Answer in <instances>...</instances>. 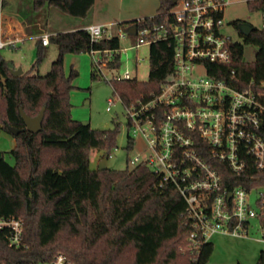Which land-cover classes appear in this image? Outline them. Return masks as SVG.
I'll list each match as a JSON object with an SVG mask.
<instances>
[{
	"label": "trees",
	"instance_id": "obj_1",
	"mask_svg": "<svg viewBox=\"0 0 264 264\" xmlns=\"http://www.w3.org/2000/svg\"><path fill=\"white\" fill-rule=\"evenodd\" d=\"M27 1L36 14L57 8L72 17L87 18L96 0ZM248 3L252 10L263 7L259 0ZM174 5L173 0H160L159 11L145 17V24L162 23V14ZM10 16L5 15L8 20ZM14 24L11 29L17 27ZM49 41L58 46L59 53L45 74L30 70L14 75V60L0 56V130L11 133L8 125L25 127L21 107L30 116L46 107L41 131L13 135L15 146L9 153L14 164L0 152V215H16L24 221V246H9L6 233L0 231V261L36 264L64 253L75 264H209L213 242L203 244L200 253L188 249L192 227L186 224V201L174 185L162 184L161 176L145 163L103 171L91 166L92 150H104L109 158L119 128L115 124L95 129L73 118L70 93L78 72L72 69L65 75L64 57L67 52L119 50L120 38L103 36L93 41L87 28H81L53 33ZM38 43L41 56L45 46L41 39ZM248 45L257 49L253 61L245 60ZM150 47L147 81L111 80L125 106L148 100L175 75L174 39ZM233 52V61L222 67L219 76L236 69L240 87L254 79L259 88L264 82V31L254 26L244 41L233 44ZM108 63L110 69H118L121 52H115ZM99 75L93 62L92 79ZM234 179L235 184H244L242 178ZM256 264H264L263 251Z\"/></svg>",
	"mask_w": 264,
	"mask_h": 264
},
{
	"label": "built area",
	"instance_id": "obj_2",
	"mask_svg": "<svg viewBox=\"0 0 264 264\" xmlns=\"http://www.w3.org/2000/svg\"><path fill=\"white\" fill-rule=\"evenodd\" d=\"M232 1L178 0L162 14V23L147 25L145 17L136 18L120 26L117 35H108L118 36L120 41L135 37L134 45L91 51L96 68L102 72V68H110L108 60L115 52L174 39L175 75L160 92L148 100L138 99L126 106V111L133 136L139 134L145 141L144 152L130 158L132 166L145 163L161 176L162 184L174 185L186 201V224L192 227L190 253H200L202 245L218 233L247 238L254 219L263 231L260 241L264 247V222L260 221L264 218V82L257 88L252 79L248 86L240 87L236 69L219 76L222 67L233 61V44L238 42L226 30L225 9ZM259 1L263 7L257 9L262 16L258 28L264 31V0ZM13 19L0 24V51L23 37L18 33L23 24L18 17V21ZM12 23H16L15 29H11ZM110 25L86 28L92 40L99 41ZM133 25L137 30L130 33ZM50 35L41 37L42 44H50ZM133 78L126 69L111 80ZM116 99L110 97L108 111ZM234 178H242L244 184H235ZM0 231L6 233L9 246H24L21 217L0 215ZM36 264L75 263L58 253Z\"/></svg>",
	"mask_w": 264,
	"mask_h": 264
},
{
	"label": "rangeland",
	"instance_id": "obj_3",
	"mask_svg": "<svg viewBox=\"0 0 264 264\" xmlns=\"http://www.w3.org/2000/svg\"><path fill=\"white\" fill-rule=\"evenodd\" d=\"M0 0V19L2 12L6 14L19 13L26 19L31 16L38 20H47L46 29H66L77 25L82 18L72 17L54 8L49 15L41 11L36 16L32 15L33 10L27 0ZM25 5H27L25 7ZM23 10H19L20 7ZM160 0H96V3L88 15L87 22L107 23L110 25L104 36L110 33L118 34L121 22L153 16L159 11ZM46 10V9H45ZM48 17V18H47ZM47 18V19H45ZM226 30L236 39L239 38L235 21H247L255 27L262 23L261 13L252 10L247 0H233L225 9ZM21 31H24L22 27ZM24 33V32H23ZM38 37L31 36L17 44V48H4L1 55L9 60H14L17 68L24 71L32 70L34 73H47L52 61L58 56L59 49L54 43L45 47L40 56ZM136 38H122L121 48L132 46ZM150 46L142 45L139 48H129L127 52H121V64L118 69L102 68L99 77L92 79V64L94 55L92 52L72 53L67 52L64 57V73L69 76L72 69L78 74L73 78L74 87L70 93L72 103V116L74 119L89 123L95 129H110L118 125L116 147L111 151L108 158V167L111 169L132 168L130 158L144 152L145 141L141 135L133 136L132 128L129 125V117L123 101L115 94L112 86L114 75L122 74L126 69L131 71L132 76L140 81H147L150 71ZM245 59L253 61L256 58L257 49L255 46H246ZM41 57V59H40ZM40 59V60H39ZM115 97L116 104L111 111L107 110L108 100ZM135 138L133 147L130 148L131 138ZM15 146L13 135L5 130H0V152L5 154L6 159L15 163L10 155V150ZM105 151L101 149L92 150L91 166L98 168ZM263 231L260 228L259 220H252L247 238H238L231 235L215 234L211 238L214 244V251L209 264H256L264 249L262 241Z\"/></svg>",
	"mask_w": 264,
	"mask_h": 264
},
{
	"label": "crops",
	"instance_id": "obj_4",
	"mask_svg": "<svg viewBox=\"0 0 264 264\" xmlns=\"http://www.w3.org/2000/svg\"><path fill=\"white\" fill-rule=\"evenodd\" d=\"M28 2V1H27ZM95 3H96V1H95ZM95 5V4H94ZM27 5H25V7H26ZM23 6L22 7H20V9L19 10H23ZM54 10V8H47L46 10H44V11H46L45 12V15H49V13L51 12V11H53ZM34 14V15H33ZM5 15H6V13H4V12H2V15H1V19H0V24H2L3 23V21H5L7 18L5 17ZM8 15H11L10 17H18L19 18V21L23 24V28H24V33L22 32V35H23V37H22V39L20 40V41H18L17 43H16V45H14V46H7L8 48H17V44L19 43V42H21V41H24L26 38H28V37H31V36H35V37H38V39L40 40L41 39V37L45 34V33H49V34H53V33H56V32H58V31H66V30H74V29H81V28H86L87 26H89V25H91V24H107L106 22L105 23H94V22H90V23H88L86 20H87V18H82V20L77 24V25H74V26H72V27H68V28H66V29H59V28H53L52 30H47L46 29V27H47V24H49L47 21H48V17L47 18H45V19H47V20H44V21H42V20H38V19H35V18H33L32 16H31V20H28V19H26L25 18V16L24 15H21V14H19V13H15V14H8ZM32 15L33 16H36L37 14L36 13H34V12H32ZM45 47H48L49 45H44ZM6 47V48H7ZM4 49V48H3ZM0 56H2L1 55V51H0Z\"/></svg>",
	"mask_w": 264,
	"mask_h": 264
},
{
	"label": "water",
	"instance_id": "obj_5",
	"mask_svg": "<svg viewBox=\"0 0 264 264\" xmlns=\"http://www.w3.org/2000/svg\"><path fill=\"white\" fill-rule=\"evenodd\" d=\"M178 0H173L174 3H176ZM240 29L241 31L248 35L252 29H253V25L250 24L249 22H242L241 26H240ZM137 30V27L136 25H133L131 28H129V32L130 33H135ZM13 74L14 75H20L24 72V70L19 67V68H16V69H13L12 70ZM45 110H46V107L44 106L39 114H37L36 116H30L28 115V113L25 112L24 108L21 107L20 108V113L22 115V118L24 119V122H25V127L24 128H17V127H14V126H10L8 125V129H10L9 131L11 132L12 135H18L19 133L23 132V131H31V132H39L42 130V127H43V119H44V115L46 114L45 113ZM108 156H104L98 166V169L100 171H103V170H106L108 169ZM231 196V194H230Z\"/></svg>",
	"mask_w": 264,
	"mask_h": 264
},
{
	"label": "flooded vegetation",
	"instance_id": "obj_6",
	"mask_svg": "<svg viewBox=\"0 0 264 264\" xmlns=\"http://www.w3.org/2000/svg\"><path fill=\"white\" fill-rule=\"evenodd\" d=\"M242 22H247V21H239L238 24H237V26H236V28H237V32H239V33H238L239 38H236V40H237L238 42H242V41H244V38H245V36H246V34H244V33L241 31V29H240V26H241Z\"/></svg>",
	"mask_w": 264,
	"mask_h": 264
}]
</instances>
